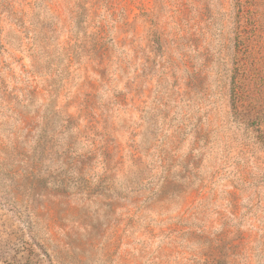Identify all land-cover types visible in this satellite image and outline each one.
I'll return each instance as SVG.
<instances>
[{"label": "rangeland", "instance_id": "obj_1", "mask_svg": "<svg viewBox=\"0 0 264 264\" xmlns=\"http://www.w3.org/2000/svg\"><path fill=\"white\" fill-rule=\"evenodd\" d=\"M0 264H264V0H0Z\"/></svg>", "mask_w": 264, "mask_h": 264}]
</instances>
